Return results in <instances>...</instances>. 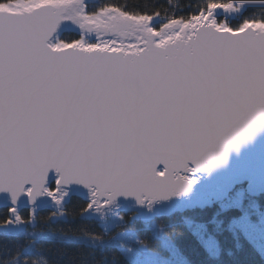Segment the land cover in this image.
Returning <instances> with one entry per match:
<instances>
[{
  "label": "water",
  "instance_id": "obj_1",
  "mask_svg": "<svg viewBox=\"0 0 264 264\" xmlns=\"http://www.w3.org/2000/svg\"><path fill=\"white\" fill-rule=\"evenodd\" d=\"M54 16L0 14L1 204L35 205L57 170L58 186L135 209L190 166L263 190L264 33L202 28L185 51L130 59L52 50Z\"/></svg>",
  "mask_w": 264,
  "mask_h": 264
},
{
  "label": "rangeland",
  "instance_id": "obj_2",
  "mask_svg": "<svg viewBox=\"0 0 264 264\" xmlns=\"http://www.w3.org/2000/svg\"><path fill=\"white\" fill-rule=\"evenodd\" d=\"M43 1L16 0L0 5V8L6 14L28 15L37 10ZM54 1H67L55 11L61 17L60 24L63 27L56 43L58 47L63 50L73 44L61 41L64 33L71 32L79 36V40L74 42L78 50L86 53L115 52L130 59L134 58L131 54L153 51V47L157 49L159 46L164 48L172 46L178 52L189 49L191 41L198 35L200 29L212 27L219 31L234 32L230 27L232 21L243 13L258 11V6L254 2L232 0L227 4H209L200 15L182 21L171 15L132 16L114 8L93 12L98 0ZM246 23L258 25V32L264 33V22ZM246 23L241 26V30ZM189 169L192 171L191 175L188 170L185 174H175L169 178V182L173 183L170 196L161 200L144 199L137 211H133L131 207H121L119 203H107L104 198L97 197L98 192L94 188L81 186L72 189L58 188L56 180L43 189L41 200L31 207H13L11 204H1L0 200V264H44L43 261L38 262L33 255L34 245L42 234L41 231L35 230L38 226L37 214L50 210V218L62 217L63 206L73 196L79 195L89 200L83 216L97 219L105 232L109 233L125 223L122 216L125 211L134 214L135 217L151 220L156 216L168 215L187 208L205 207L213 203H217L223 210L240 207L244 194L262 193L250 190L248 178L227 185L222 181L206 183L205 175L195 174L192 168ZM158 173L165 174V171L160 170ZM255 215L253 219L250 215L244 214L234 223L264 257V211H255ZM24 216H27V219ZM20 224H23L24 228L17 232L15 229ZM110 238V244H118L131 264H166L162 258L155 257L150 248L143 246L144 243L132 231H118ZM169 248L171 256L175 258L176 251L170 245Z\"/></svg>",
  "mask_w": 264,
  "mask_h": 264
},
{
  "label": "trees",
  "instance_id": "obj_3",
  "mask_svg": "<svg viewBox=\"0 0 264 264\" xmlns=\"http://www.w3.org/2000/svg\"><path fill=\"white\" fill-rule=\"evenodd\" d=\"M16 0H0V5ZM232 0H98L93 12L114 8L132 16H166L186 21L204 12L209 4H227ZM244 1V0H241ZM257 4L258 11L241 14L230 27L237 31L245 22H264V0H245ZM79 40L75 33H64L61 41ZM88 203L71 197L63 206L62 217H49L50 210L38 213L35 230L42 232L34 245V257L44 264H131L121 247L112 243L99 246L104 238L118 231L136 234L155 257L166 264H264V257L248 240L235 221L244 214L255 219V211H264V192L244 194L240 207L223 210L217 203L187 208L151 220L123 213L125 223L106 233L101 222L83 216ZM52 211V210H51ZM27 219V216H24ZM45 235V236H43ZM35 239V238H34ZM97 244L99 247L93 248ZM176 257L170 254V248ZM142 246V245H141ZM175 259V260H173Z\"/></svg>",
  "mask_w": 264,
  "mask_h": 264
},
{
  "label": "bare ground",
  "instance_id": "obj_4",
  "mask_svg": "<svg viewBox=\"0 0 264 264\" xmlns=\"http://www.w3.org/2000/svg\"><path fill=\"white\" fill-rule=\"evenodd\" d=\"M65 2H67V1H54V0H44L43 1V3L42 4H40V7L39 8H46V9H48L50 12H51V14L53 15V14H55L56 16H54V19H55V29L53 30V33L49 36V37H47L46 39H45V42H46V44H47V46L48 47H50L52 50H54V51H60V50H62V48H60V47H58L57 45H56V43L58 42V36H59V33L62 31V29H63V27L61 26V17H59L56 13H55V11H56V9L58 8V7H60V6H63V4L65 3ZM38 8V9H39ZM6 14L5 13V11H3L1 8H0V14ZM257 27H259L258 25H255V24H252V23H248L246 26H245V28L247 29V30H249V31H251V33H253L254 34V39L255 40H257V38L259 37V36H261V34L262 33H259L258 32V30H257ZM217 30V29H216ZM76 46H77V44L76 43H73L71 46H69V47H67V49L68 48H71V49H77L76 48ZM156 47H157V45H155ZM159 48H164V46H159V47H157V49H159ZM137 55H141V52L139 53H133V54H131V56H137ZM190 168H191V166H190ZM190 170L191 169H189V172H190ZM192 174V171L190 172V175ZM60 172L57 170L56 172H55V174H54V179L55 178H60ZM160 176L161 177H163L164 175L163 174H160ZM53 180V179H52ZM50 182V181H49ZM49 182L45 185V187L49 184ZM44 187V188H45ZM71 189L73 188V187H70ZM262 191H264V186H263V190ZM28 192H29V190H28ZM27 192V193H28ZM144 200V199H143Z\"/></svg>",
  "mask_w": 264,
  "mask_h": 264
}]
</instances>
